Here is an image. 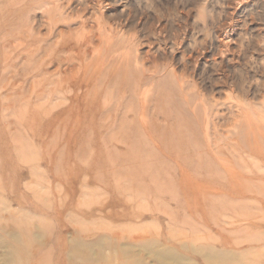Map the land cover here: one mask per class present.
I'll list each match as a JSON object with an SVG mask.
<instances>
[{
    "label": "rangeland",
    "instance_id": "374dc122",
    "mask_svg": "<svg viewBox=\"0 0 264 264\" xmlns=\"http://www.w3.org/2000/svg\"><path fill=\"white\" fill-rule=\"evenodd\" d=\"M159 253L264 264V0H0V264Z\"/></svg>",
    "mask_w": 264,
    "mask_h": 264
},
{
    "label": "bare ground",
    "instance_id": "6f19581e",
    "mask_svg": "<svg viewBox=\"0 0 264 264\" xmlns=\"http://www.w3.org/2000/svg\"><path fill=\"white\" fill-rule=\"evenodd\" d=\"M4 106H5V105H4ZM159 255H160L159 262H160L161 264H166V263L168 262V260H167V256L162 255V254H160V253H159ZM173 259L175 260V257H174Z\"/></svg>",
    "mask_w": 264,
    "mask_h": 264
}]
</instances>
